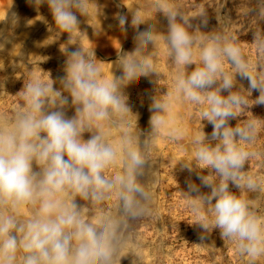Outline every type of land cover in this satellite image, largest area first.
Here are the masks:
<instances>
[{"label":"clouds","instance_id":"clouds-1","mask_svg":"<svg viewBox=\"0 0 264 264\" xmlns=\"http://www.w3.org/2000/svg\"><path fill=\"white\" fill-rule=\"evenodd\" d=\"M91 2L100 14L96 0H29L37 10L47 4L55 30L68 41L80 30V18L87 19ZM141 9L152 17L142 18ZM129 11L136 34L132 51L117 50L121 75L107 78L94 48L77 42L73 50L69 43L62 51L64 75H31L15 94L20 105L10 116L0 115V264H121L129 254L136 264L137 229L157 216L156 139L165 131L170 139L187 135L176 123L177 103L196 106L202 124L187 137L194 146L191 161L178 163L200 181L189 180L181 191L191 225L202 230L201 240L219 230L246 264H259L264 215L243 193L264 191V178L248 172L249 161L261 154L254 145L264 118L243 117L264 105V0H254L247 13L261 26L251 41L255 60L238 36L203 31L207 12L190 16L179 0H142ZM8 19L18 22L14 13ZM116 19L126 32L127 15ZM10 42L4 37L0 51ZM161 50L175 68L171 87H157L150 97L149 130L136 122L133 131L125 90L142 77H155L151 82L159 85ZM237 76L248 81L247 88ZM254 91L259 94L253 99ZM203 121L212 125L210 134ZM129 241L133 248L125 254Z\"/></svg>","mask_w":264,"mask_h":264},{"label":"rangeland","instance_id":"rangeland-1","mask_svg":"<svg viewBox=\"0 0 264 264\" xmlns=\"http://www.w3.org/2000/svg\"><path fill=\"white\" fill-rule=\"evenodd\" d=\"M96 3L101 9L100 14L97 15L96 4L94 2L89 3L87 19L84 17L80 18V30L82 32L77 30L73 34L72 39L68 41L66 33L55 30L54 20L47 4L41 5L37 10L34 5L29 3V0H0V34H2L0 35V43H4V37L11 40L10 43H5L4 50L0 51V80L5 79L6 90H0V115L10 116L14 109L20 105V97L15 94L23 87V83H26L31 75H40L45 80H48L49 73L54 80L64 75L63 65L66 58L62 51L69 43L74 44L68 46L73 50L78 46L75 45L77 42L85 49L94 48L95 55L100 60L99 66L107 78H111L112 73L116 76L121 75V71L115 64L117 50L119 48L126 52L133 50L136 33L131 27L132 17L129 9L141 4L142 0H96ZM179 3L183 5L185 12L190 16L206 11L208 23L202 30L223 31L238 36L245 53L252 60H255L256 50L251 41L253 39V30L261 26L256 23L254 17H250L247 14L254 0H179ZM13 13L18 18L16 24L8 19ZM118 14L127 15L128 17L129 23L126 25V32L121 31L119 27L116 19ZM139 15L146 19L152 17L150 11L143 9H141ZM159 19L162 28H165L164 24L166 21L162 17ZM193 23H199V21H193ZM146 27V24H142L140 25V30H144ZM157 63L159 70L163 74L159 85L151 82L155 77L151 79L142 77L138 83L129 85L131 96L139 98L146 91L155 93L157 87H160L161 91L164 88L171 87L175 68L169 63L168 57L163 50L160 52ZM237 80L238 84H243L247 88V80H241L239 76H237ZM55 87H59V85L56 84ZM258 94V92L254 91L252 98L254 99ZM188 111L190 132L187 135L177 136L174 139H170L168 134L161 135L163 136V140L161 139L162 143L166 147L169 144H177L179 150L178 152L174 150V153H177L180 160H185L186 162L191 161L194 150L192 142L187 137H194L196 132L202 127L199 109L189 104ZM250 111L244 113L243 118H252L253 115L264 118V105L253 106ZM68 115H73L72 109L68 110ZM238 122L242 123L243 120ZM192 123H194L193 126ZM202 123L205 125L204 131L210 134L212 125L208 124L207 121ZM236 123V120L231 121L233 126ZM138 128L140 129L139 126ZM193 129L194 132H191ZM87 138L88 134H85V139ZM188 146H190V149H188ZM254 149L261 154L249 161L248 172L264 178V126L261 127ZM177 169H179L178 175H166L161 181L156 180L154 176L155 182L152 190L155 194L157 216L147 221L163 224L164 236L171 234L170 227L172 224H179L181 237L186 238L188 227H190L194 217L188 209L181 191L187 190V182L189 180L196 184H200V181L196 178L195 173H189L186 169L181 170L180 167ZM201 191L207 192L209 189L202 187ZM233 191H236V189L233 188ZM243 194L252 199L259 213L264 215V191ZM227 244L229 243L227 242ZM121 264L125 263L121 261Z\"/></svg>","mask_w":264,"mask_h":264},{"label":"crops","instance_id":"crops-1","mask_svg":"<svg viewBox=\"0 0 264 264\" xmlns=\"http://www.w3.org/2000/svg\"><path fill=\"white\" fill-rule=\"evenodd\" d=\"M143 82V81H141ZM128 96V103L131 106L133 114L128 117L129 123L134 131L137 125L142 131L149 130V112L150 97L155 93L146 91L141 97L131 96V89L125 90ZM189 104L177 103L174 106L176 114V123L182 125L190 132ZM194 123H192V126ZM194 132V129L191 131ZM168 134V132H162ZM161 134V135H162ZM162 137L156 139L155 151L152 153L156 172V180H163L166 175H178L180 160L177 153V144H169L167 147L162 143ZM162 139V140H161ZM161 140V141H160ZM190 149V146H188ZM186 162V161H185ZM189 162V161H187ZM260 204V202H259ZM259 206V205H258ZM161 223L144 221L138 229L136 239L135 253L138 257L136 264H244L247 259L241 258L232 245L229 246L226 241H222L219 230H214L205 239L201 240L202 230L196 226L188 227L187 237H181L180 225H171V234L164 236V228ZM220 236V237H219ZM133 244L129 241L128 247L124 253L127 254ZM230 251V252H229ZM135 258L129 254L122 258L125 264H132ZM259 264H264L262 259Z\"/></svg>","mask_w":264,"mask_h":264}]
</instances>
